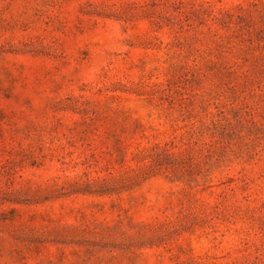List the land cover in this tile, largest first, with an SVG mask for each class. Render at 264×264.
Instances as JSON below:
<instances>
[{
  "label": "rangeland",
  "instance_id": "1",
  "mask_svg": "<svg viewBox=\"0 0 264 264\" xmlns=\"http://www.w3.org/2000/svg\"><path fill=\"white\" fill-rule=\"evenodd\" d=\"M0 264H264V0H0Z\"/></svg>",
  "mask_w": 264,
  "mask_h": 264
}]
</instances>
